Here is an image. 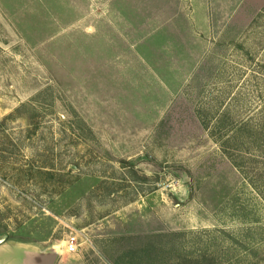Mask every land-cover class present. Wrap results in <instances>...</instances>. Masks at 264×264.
I'll list each match as a JSON object with an SVG mask.
<instances>
[{
  "label": "rangeland",
  "instance_id": "374dc122",
  "mask_svg": "<svg viewBox=\"0 0 264 264\" xmlns=\"http://www.w3.org/2000/svg\"><path fill=\"white\" fill-rule=\"evenodd\" d=\"M2 242L264 264V0H0Z\"/></svg>",
  "mask_w": 264,
  "mask_h": 264
},
{
  "label": "crops",
  "instance_id": "0c3cea01",
  "mask_svg": "<svg viewBox=\"0 0 264 264\" xmlns=\"http://www.w3.org/2000/svg\"><path fill=\"white\" fill-rule=\"evenodd\" d=\"M49 250L27 245L12 247L8 242H2L0 243V252H7L9 255L7 256L8 258L1 257V255L0 264H47L52 255ZM73 261L80 264L79 253H71L64 257L59 254L53 264H69Z\"/></svg>",
  "mask_w": 264,
  "mask_h": 264
},
{
  "label": "trees",
  "instance_id": "16d2710c",
  "mask_svg": "<svg viewBox=\"0 0 264 264\" xmlns=\"http://www.w3.org/2000/svg\"><path fill=\"white\" fill-rule=\"evenodd\" d=\"M147 255L149 256V259L152 258L155 261L156 258L154 256H152V252L150 250L147 251ZM156 257H158V255H156ZM160 262H159V264H218L214 257H211V258H208L206 256H203V257H187V256H182L181 254H179V256L177 257V259H175V261H171V259H168L167 261L160 260ZM117 264H119V263H117Z\"/></svg>",
  "mask_w": 264,
  "mask_h": 264
},
{
  "label": "built area",
  "instance_id": "2783aa9c",
  "mask_svg": "<svg viewBox=\"0 0 264 264\" xmlns=\"http://www.w3.org/2000/svg\"><path fill=\"white\" fill-rule=\"evenodd\" d=\"M68 246V251H76L78 249V237L77 235L69 236V239L66 241Z\"/></svg>",
  "mask_w": 264,
  "mask_h": 264
},
{
  "label": "water",
  "instance_id": "95a60500",
  "mask_svg": "<svg viewBox=\"0 0 264 264\" xmlns=\"http://www.w3.org/2000/svg\"><path fill=\"white\" fill-rule=\"evenodd\" d=\"M60 250H61L60 245H57V247L50 248L49 251L52 252V255L49 261L47 262V264H53L55 262V259L60 254Z\"/></svg>",
  "mask_w": 264,
  "mask_h": 264
},
{
  "label": "bare ground",
  "instance_id": "6f19581e",
  "mask_svg": "<svg viewBox=\"0 0 264 264\" xmlns=\"http://www.w3.org/2000/svg\"><path fill=\"white\" fill-rule=\"evenodd\" d=\"M60 248H61V246H60ZM67 248H68V246H67V244H66L65 249L68 250Z\"/></svg>",
  "mask_w": 264,
  "mask_h": 264
}]
</instances>
